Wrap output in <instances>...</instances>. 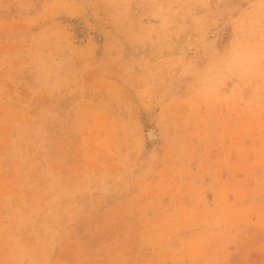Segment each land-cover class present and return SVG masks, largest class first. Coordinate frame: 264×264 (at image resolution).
<instances>
[{
	"label": "rangeland",
	"instance_id": "374dc122",
	"mask_svg": "<svg viewBox=\"0 0 264 264\" xmlns=\"http://www.w3.org/2000/svg\"><path fill=\"white\" fill-rule=\"evenodd\" d=\"M0 264H264V0H0Z\"/></svg>",
	"mask_w": 264,
	"mask_h": 264
},
{
	"label": "bare ground",
	"instance_id": "6f19581e",
	"mask_svg": "<svg viewBox=\"0 0 264 264\" xmlns=\"http://www.w3.org/2000/svg\"><path fill=\"white\" fill-rule=\"evenodd\" d=\"M151 132H152V131H151ZM149 135H151V138H152V136H154L153 133H151V134H149ZM127 173H130V172L127 171ZM124 175H125V174H124ZM116 184H117V183H116ZM116 184H115L114 186H111V190H115V191H116V189H115V187L117 186ZM119 184H120V183H119ZM111 190L109 189L108 191H111Z\"/></svg>",
	"mask_w": 264,
	"mask_h": 264
}]
</instances>
